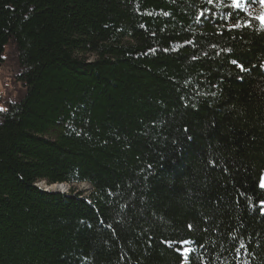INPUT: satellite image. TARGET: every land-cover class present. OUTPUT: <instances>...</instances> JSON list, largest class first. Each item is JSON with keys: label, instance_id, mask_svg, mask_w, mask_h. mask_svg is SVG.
<instances>
[{"label": "trees", "instance_id": "16d2710c", "mask_svg": "<svg viewBox=\"0 0 264 264\" xmlns=\"http://www.w3.org/2000/svg\"><path fill=\"white\" fill-rule=\"evenodd\" d=\"M258 8L0 0V264H264Z\"/></svg>", "mask_w": 264, "mask_h": 264}, {"label": "snow or ice", "instance_id": "6c2138e0", "mask_svg": "<svg viewBox=\"0 0 264 264\" xmlns=\"http://www.w3.org/2000/svg\"><path fill=\"white\" fill-rule=\"evenodd\" d=\"M259 4L264 7V0H258ZM208 4H213L214 6L223 5L224 7L232 9V12L223 16L222 19H233V23L229 27V31L233 29H240L241 27H252L253 25L250 23V21L245 20L243 23L241 22V19L237 16V10L240 11H246V5L247 7H251L252 5L257 3V0H207ZM201 16L204 15V13L200 14ZM199 20V17L197 18ZM252 19H255L259 21L260 28L259 30H264V13H261L260 15L252 17ZM219 54V53H217ZM232 64L236 65L241 72L247 71V69L244 67V65L237 60H232ZM3 110V109H0ZM258 186L261 189H264V175H261L259 177ZM261 214H264V201H261ZM189 229H191V225L188 226ZM168 247H172L175 243L174 241H167L166 242ZM181 246L187 245L191 243V241L183 240L179 242ZM241 248L244 247L243 243L240 245ZM179 251V249H177ZM239 252V249L237 250ZM189 252L188 248H184L183 252H181V255L184 256V264H188V257L187 253Z\"/></svg>", "mask_w": 264, "mask_h": 264}, {"label": "rangeland", "instance_id": "374dc122", "mask_svg": "<svg viewBox=\"0 0 264 264\" xmlns=\"http://www.w3.org/2000/svg\"><path fill=\"white\" fill-rule=\"evenodd\" d=\"M257 3H259L258 0H257ZM246 9H247V10L249 9V7H247V5H246ZM258 11H259V12H258L259 15H260L261 13H264V7H262L260 4H259ZM1 91H2V90H1V87H0V92H1ZM51 137L54 138L55 135L52 134ZM39 186H40L41 188H44V189H45V186H46V185H45V184H39ZM71 189L75 190L77 193H83L85 197H89L90 194H91V187L88 186V185H86V184H83V185H77V186H74V187H70V186H68V187L66 188L67 193H69V191H70Z\"/></svg>", "mask_w": 264, "mask_h": 264}, {"label": "water", "instance_id": "95a60500", "mask_svg": "<svg viewBox=\"0 0 264 264\" xmlns=\"http://www.w3.org/2000/svg\"><path fill=\"white\" fill-rule=\"evenodd\" d=\"M62 186V185H59ZM67 186V185H66ZM68 187V186H67ZM50 188V189H49ZM48 189H45L47 192H57V193H62L65 194L67 193V190H60V189H51L52 187H49Z\"/></svg>", "mask_w": 264, "mask_h": 264}, {"label": "bare ground", "instance_id": "6f19581e", "mask_svg": "<svg viewBox=\"0 0 264 264\" xmlns=\"http://www.w3.org/2000/svg\"><path fill=\"white\" fill-rule=\"evenodd\" d=\"M49 187L48 186H45V189H48ZM67 186L66 185H62V186H59V185H56V186H52L51 189H60V190H66ZM50 189V188H49Z\"/></svg>", "mask_w": 264, "mask_h": 264}]
</instances>
